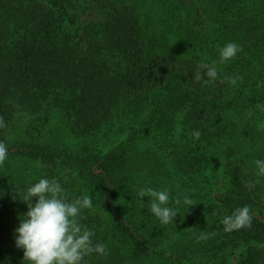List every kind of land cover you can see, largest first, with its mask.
I'll list each match as a JSON object with an SVG mask.
<instances>
[{"label":"trees","instance_id":"1","mask_svg":"<svg viewBox=\"0 0 264 264\" xmlns=\"http://www.w3.org/2000/svg\"><path fill=\"white\" fill-rule=\"evenodd\" d=\"M228 42L241 51L221 63ZM201 63L215 81H197ZM261 82L264 0H0V264H22L21 193L41 178L92 196L80 223L108 254L86 264H264ZM141 187L170 191L173 223ZM245 205L251 227L223 231Z\"/></svg>","mask_w":264,"mask_h":264},{"label":"clouds","instance_id":"2","mask_svg":"<svg viewBox=\"0 0 264 264\" xmlns=\"http://www.w3.org/2000/svg\"><path fill=\"white\" fill-rule=\"evenodd\" d=\"M240 51L241 47L236 42L226 43L219 48V62L230 61ZM199 69L196 79L205 85L218 77L215 63H201ZM231 82L235 84L236 79L233 78ZM256 108L264 111V104H258ZM248 115L252 116L253 112ZM6 127L4 118L0 117V129ZM192 135L199 139L201 132L197 130L192 132ZM7 156L8 146L0 140V165L4 164ZM254 164L258 179L253 183H259V178L264 177V159H256ZM21 195L22 201L27 205V211L20 218L14 234L15 247L23 250L22 264H86L87 256L108 254L106 244L95 242L94 231L80 223L82 210L93 207L92 196L84 195L70 199L66 189L55 178H41L27 186ZM138 197H150V211L164 225L173 223V218L179 214L176 207L168 206L171 195L167 188L157 190L141 187ZM33 199L35 203L32 202ZM140 202L143 204L141 200ZM174 204L190 207L193 206V201L189 196H184L183 200L176 197ZM221 223L225 232L251 227L250 207L245 205L234 209L231 214L223 217ZM199 238L207 239L208 234L201 233Z\"/></svg>","mask_w":264,"mask_h":264},{"label":"rangeland","instance_id":"3","mask_svg":"<svg viewBox=\"0 0 264 264\" xmlns=\"http://www.w3.org/2000/svg\"><path fill=\"white\" fill-rule=\"evenodd\" d=\"M211 186V191L213 193V195H218L221 192H223V190L225 189V186L223 185V182L221 180V177L219 175L218 171H215L214 173H212L207 180ZM261 209L259 208L257 210L256 216L260 219H264V201L261 203L260 205ZM234 262V259L233 261ZM233 264V263H232Z\"/></svg>","mask_w":264,"mask_h":264}]
</instances>
